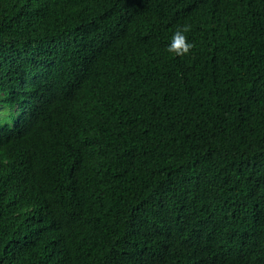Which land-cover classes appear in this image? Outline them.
Listing matches in <instances>:
<instances>
[{
    "label": "trees",
    "instance_id": "16d2710c",
    "mask_svg": "<svg viewBox=\"0 0 264 264\" xmlns=\"http://www.w3.org/2000/svg\"><path fill=\"white\" fill-rule=\"evenodd\" d=\"M0 264H264V0H0Z\"/></svg>",
    "mask_w": 264,
    "mask_h": 264
},
{
    "label": "clouds",
    "instance_id": "9594fccd",
    "mask_svg": "<svg viewBox=\"0 0 264 264\" xmlns=\"http://www.w3.org/2000/svg\"><path fill=\"white\" fill-rule=\"evenodd\" d=\"M187 26L177 29L171 36L167 45V50L177 56L188 54L194 47L193 43L188 40L186 33Z\"/></svg>",
    "mask_w": 264,
    "mask_h": 264
}]
</instances>
